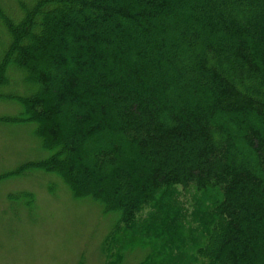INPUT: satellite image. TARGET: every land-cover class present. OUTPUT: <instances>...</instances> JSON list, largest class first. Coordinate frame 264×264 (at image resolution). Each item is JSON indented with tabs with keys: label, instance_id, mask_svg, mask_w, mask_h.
<instances>
[{
	"label": "trees",
	"instance_id": "obj_1",
	"mask_svg": "<svg viewBox=\"0 0 264 264\" xmlns=\"http://www.w3.org/2000/svg\"><path fill=\"white\" fill-rule=\"evenodd\" d=\"M4 12L0 77L16 66L30 92L0 85L24 108L0 118L37 122L51 153L0 178L56 171L76 197L118 212L111 239L165 188L215 192L195 255H174L176 222L156 214L140 233L164 249L137 264H264V0H36L17 21Z\"/></svg>",
	"mask_w": 264,
	"mask_h": 264
},
{
	"label": "rangeland",
	"instance_id": "obj_2",
	"mask_svg": "<svg viewBox=\"0 0 264 264\" xmlns=\"http://www.w3.org/2000/svg\"><path fill=\"white\" fill-rule=\"evenodd\" d=\"M35 1L0 0V3L4 15L17 21L24 15V8ZM10 37L0 19V55ZM6 70L8 74L0 77L1 90L28 94L30 90L20 69L10 65ZM23 109L16 99L0 96V117L20 116ZM37 124L0 118V176L27 162L48 158L51 152L43 147V139L35 131ZM20 192L32 194L30 202L24 197H12ZM218 198L215 192L201 193L194 188H165L157 197L159 207L152 203L144 208L135 223L140 225L130 229L121 225L111 239L118 212L104 214L94 200L76 197L54 170L40 166L23 168L0 178V264H137L149 253L164 249V237L141 234L146 229H140L141 225L156 214L164 225L170 220L176 222L169 226L176 244L174 255L187 261L208 235L206 213L214 212ZM193 240H197L196 246ZM122 243L132 246L123 249L124 258L119 248Z\"/></svg>",
	"mask_w": 264,
	"mask_h": 264
}]
</instances>
